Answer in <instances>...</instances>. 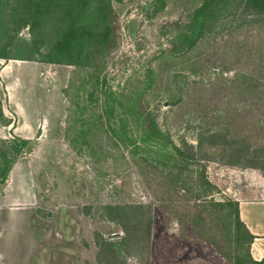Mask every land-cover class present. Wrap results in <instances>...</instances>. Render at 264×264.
I'll use <instances>...</instances> for the list:
<instances>
[{
	"label": "rangeland",
	"instance_id": "374dc122",
	"mask_svg": "<svg viewBox=\"0 0 264 264\" xmlns=\"http://www.w3.org/2000/svg\"><path fill=\"white\" fill-rule=\"evenodd\" d=\"M205 2L111 0L108 40L72 63L42 60L28 24L7 43L21 21L0 15V199L31 206L0 209L3 264H234L212 206L205 225L192 216L264 198V14ZM175 145L195 147L186 170H205L204 195L173 184ZM125 204L151 205L152 224L120 251Z\"/></svg>",
	"mask_w": 264,
	"mask_h": 264
},
{
	"label": "trees",
	"instance_id": "16d2710c",
	"mask_svg": "<svg viewBox=\"0 0 264 264\" xmlns=\"http://www.w3.org/2000/svg\"><path fill=\"white\" fill-rule=\"evenodd\" d=\"M247 6L254 7L264 14V0H244ZM212 0H206L204 7L210 5ZM201 12V11H200ZM20 17L19 26L7 28L4 33L11 35L7 43L15 36L23 25H30L32 43L39 50L42 60L55 62H80L84 57L89 56L87 48L105 43L111 30L112 5L111 0H0V15ZM5 17V16H4ZM200 26V25H199ZM17 30V31H16ZM14 31H16L14 33ZM3 33V34H4ZM45 47L46 51L41 48ZM2 52L1 56H8ZM20 57L23 55H12ZM150 126L155 130V136L160 138L161 130L156 121L151 117ZM150 137V136H149ZM26 142L25 139L22 140ZM138 146V145H137ZM189 149L174 146L181 163L175 162L172 166L173 184L178 188L189 190L188 183L197 179L201 185L196 197L204 195L202 190L210 188V183L206 179L205 170L200 169L197 178L186 170L190 159L196 158V149L193 145ZM18 152L19 148H16ZM195 149V150H194ZM176 158V159H177ZM9 161L7 167L3 169L2 179L4 180L11 168ZM196 170L193 171V174ZM204 188H203V187ZM208 190V189H207ZM212 206L207 212L229 233L231 239L236 242L234 254H230L234 264H264L263 260L254 258L251 252V243L255 235L247 227L240 215L239 201L226 200L217 201L214 198L206 203L197 204L192 216V222L203 226L206 224V205ZM143 204L117 205L115 218H120L125 235L120 239L121 246L126 245L125 250H129L130 244L136 241L140 243L148 239L151 233L152 206L147 209ZM208 215V214H207ZM114 217V216H113ZM145 237V238H144ZM145 239V240H146ZM104 250H109L110 254L116 255V243L104 238L102 241ZM142 246V245H140ZM245 248V249H244ZM120 255V253H119Z\"/></svg>",
	"mask_w": 264,
	"mask_h": 264
},
{
	"label": "crops",
	"instance_id": "0c3cea01",
	"mask_svg": "<svg viewBox=\"0 0 264 264\" xmlns=\"http://www.w3.org/2000/svg\"><path fill=\"white\" fill-rule=\"evenodd\" d=\"M12 174V172H11ZM22 182V181H21ZM27 184V182H24ZM23 184L21 189L22 195L26 196L29 194L28 187ZM20 196L21 198H25ZM7 197L8 199V191L5 189L2 194H0V198ZM2 199H0L1 201ZM30 204H26L25 200H15V201H6L0 203V209H30ZM240 207V215L242 220L246 223L247 227L250 231L255 235L254 240L251 243V252L254 258L258 260H263L264 262V198L262 199H242L239 201ZM30 222H33V215L30 217ZM34 230V229H33ZM3 255L0 252V264L2 262Z\"/></svg>",
	"mask_w": 264,
	"mask_h": 264
},
{
	"label": "water",
	"instance_id": "95a60500",
	"mask_svg": "<svg viewBox=\"0 0 264 264\" xmlns=\"http://www.w3.org/2000/svg\"><path fill=\"white\" fill-rule=\"evenodd\" d=\"M30 148H31V145L28 146V149H30Z\"/></svg>",
	"mask_w": 264,
	"mask_h": 264
}]
</instances>
